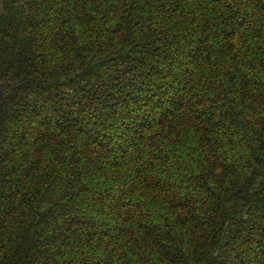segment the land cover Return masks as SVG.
Instances as JSON below:
<instances>
[{
    "label": "trees",
    "instance_id": "1",
    "mask_svg": "<svg viewBox=\"0 0 264 264\" xmlns=\"http://www.w3.org/2000/svg\"><path fill=\"white\" fill-rule=\"evenodd\" d=\"M0 264H264V0H0Z\"/></svg>",
    "mask_w": 264,
    "mask_h": 264
},
{
    "label": "rangeland",
    "instance_id": "2",
    "mask_svg": "<svg viewBox=\"0 0 264 264\" xmlns=\"http://www.w3.org/2000/svg\"><path fill=\"white\" fill-rule=\"evenodd\" d=\"M96 257H100V255H98V253H96Z\"/></svg>",
    "mask_w": 264,
    "mask_h": 264
}]
</instances>
